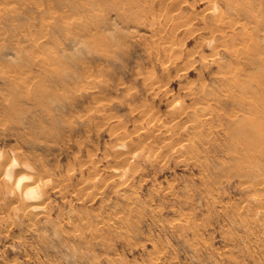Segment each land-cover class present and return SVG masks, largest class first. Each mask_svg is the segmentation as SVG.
I'll use <instances>...</instances> for the list:
<instances>
[{"label":"rangeland","instance_id":"rangeland-1","mask_svg":"<svg viewBox=\"0 0 264 264\" xmlns=\"http://www.w3.org/2000/svg\"><path fill=\"white\" fill-rule=\"evenodd\" d=\"M166 1L0 0V161L51 179L35 221L0 188V264H264V153L224 117L264 75L220 82L264 1Z\"/></svg>","mask_w":264,"mask_h":264},{"label":"bare ground","instance_id":"bare-ground-1","mask_svg":"<svg viewBox=\"0 0 264 264\" xmlns=\"http://www.w3.org/2000/svg\"><path fill=\"white\" fill-rule=\"evenodd\" d=\"M162 1V0H161ZM166 1V0H164ZM172 1V0H171ZM170 1V2H171ZM225 3L229 6V7H233V6H236L235 5V0H224ZM262 1V0H261ZM264 1V0H263ZM184 2V1H183ZM161 3V2H160ZM165 3V2H164ZM166 3H169L168 1H166ZM172 5H174L173 2H171ZM211 3V2H209ZM208 3V7L209 8V11L213 9V6L212 4H209ZM164 5V4H163ZM216 5V4H215ZM238 5V4H237ZM164 7V6H163ZM167 7V5H166ZM254 9L259 13V15L256 16V27H255V32L257 34V36H260L258 35V31L260 30L259 28V24L262 26L263 25V28L264 29V3L262 2L261 3H256L253 5ZM252 7V8H253ZM166 9V8H165ZM207 10V9H206ZM193 13V12H192ZM212 13V12H210ZM219 13V12H218ZM262 14V15H261ZM167 15V14H166ZM165 15V16H166ZM193 15V14H192ZM219 15V14H218ZM167 17V16H166ZM173 17V16H172ZM194 17V15L192 16ZM220 17V16H219ZM170 18V17H169ZM225 18V17H224ZM245 18V17H244ZM248 18V17H247ZM241 19V18H240ZM179 20V19H178ZM214 20H217V19H214ZM225 20V19H224ZM227 20V19H226ZM231 20V19H230ZM233 20V19H232ZM253 20V18H252ZM175 21V24L176 25H179L177 24V20H174ZM173 21V23H174ZM223 21V20H221ZM235 21V20H234ZM237 21V20H236ZM243 21V20H242ZM244 21H247V20H244ZM250 21V20H249ZM181 22V21H179ZM221 23V22H220ZM229 24V22H227ZM239 23V22H238ZM185 24V23H184ZM219 24V23H218ZM217 25H214V26H218ZM224 23H222L223 25ZM236 24V23H235ZM243 24V22L241 23ZM45 25V24H44ZM234 26V24H231L230 26ZM239 25V24H238ZM173 27L174 24L172 25ZM220 26V25H219ZM245 26V25H244ZM166 27V26H165ZM171 27V26H170ZM178 27V26H176ZM236 27V26H235ZM168 28V27H167ZM166 28V29H167ZM190 29V27H188ZM243 28V26H242ZM170 29V28H169ZM192 29V28H191ZM213 29V28H212ZM177 30V29H176ZM188 30V29H187ZM216 30V28H215ZM243 30V29H242ZM241 30V31H242ZM224 31V30H223ZM233 31V30H232ZM236 31V30H235ZM163 32V30H162ZM161 32V33H162ZM174 32V31H173ZM239 32V31H238ZM251 32V31H250ZM169 33H170V30H169ZM172 33V32H171ZM170 33V34H171ZM213 33V32H212ZM223 33V32H221ZM245 33V32H243ZM252 33V32H251ZM175 34V33H174ZM153 35V34H152ZM215 35V34H214ZM243 35V34H242ZM248 35V34H247ZM244 34L243 37H241L242 41L244 42L245 41V46L246 48L244 47L243 50L242 47L241 49H231L229 51L230 55L232 56V58L236 57L237 59H231L228 67H226V72L224 75L221 76V80L220 82H222V86L223 88L224 87H240V83H238V76L240 75V73L244 74V72L246 73L244 67L242 68V64L239 65V59H238V55L242 57H244L245 59L246 58H249L248 60H250V64L254 67V71L253 72H256V73H263L264 75V57H263V52L260 51V48H259V44L255 41H252V43H249V39L250 37L248 38V36ZM168 35H165V37L167 38ZM172 36V35H171ZM220 37L222 35H219ZM228 36V35H227ZM239 36V35H238ZM164 37V38H165ZM211 37V36H210ZM219 37V38H220ZM223 37V36H222ZM252 37V36H251ZM157 38V37H155ZM169 38V36H168ZM248 38V39H247ZM263 38V36H262ZM213 39V38H212ZM222 39V38H221ZM220 39V40H221ZM232 39V38H231ZM247 39V40H246ZM258 38H256L257 40ZM170 40V39H169ZM210 40V39H209ZM227 40V39H226ZM229 40V39H228ZM262 40V39H261ZM171 41V40H170ZM246 41H248L247 44L249 45H255L257 47V51H256V48L253 49L251 48L249 45L246 44ZM259 41V39H258ZM37 42V41H36ZM163 42H165L163 40ZM260 42V41H259ZM239 43H242V42H239ZM263 43V42H262ZM165 44V43H164ZM238 44V42H237ZM167 45V43H166ZM173 45V44H172ZM180 44H178L179 46ZM228 45V44H227ZM230 45V44H229ZM236 45V44H235ZM177 48L179 49L178 51H180V46ZM211 46V45H210ZM176 46L172 47L170 45H167V46H160V51L164 52L165 54H167L168 56L176 53L174 51H176L175 49ZM218 48V47H217ZM230 47L226 46V49H228ZM159 50V48H157ZM223 49V48H222ZM264 49V48H263ZM189 49H186V51H188ZM216 50V48H214V51ZM220 50V48H219ZM228 51V50H227ZM256 51V52H255ZM218 52V51H217ZM189 53V52H188ZM212 53V52H211ZM216 53V52H215ZM228 53V52H227ZM164 54V55H165ZM166 55V56H167ZM165 56V57H166ZM219 57V56H217ZM169 58V57H168ZM164 59V58H163ZM162 59V60H163ZM175 60V59H174ZM188 60V59H187ZM218 61V60H217ZM247 61V60H246ZM187 62V61H186ZM205 62V61H204ZM213 62H216V59L215 61ZM217 63V62H216ZM219 63V62H218ZM247 63V62H246ZM165 64V62H164ZM180 66V65H179ZM177 67V66H176ZM182 67V65H181ZM186 67V66H185ZM218 68H221L220 66ZM224 68V67H222ZM185 69V68H184ZM218 70V69H217ZM181 71V70H180ZM219 72V71H218ZM216 74V73H215ZM249 74V73H247ZM252 74V73H251ZM249 76V75H248ZM252 76V75H250ZM250 76H249V79H250ZM245 78V76H243ZM248 78V77H247ZM242 79V78H241ZM259 81L257 84L259 85V89L252 93V92H246L245 90V93H249L248 95V98L246 99L245 97H240L242 98L241 100L235 98L234 96L232 95H228V97H225V100L228 101L229 103H232V107L228 109V111H225L224 113V117H225V120H226V127H225V131L227 133V140L229 141H234L237 140L236 142L238 143H242V145L244 146L243 148L240 147L241 149V153H245V155L247 157H256V156H260L261 153H264V130L263 132H261L259 129H257L262 123L264 125V112L263 113V117L261 116L260 112H256V113H250L253 109H255V106L258 102H262L264 103V78L262 79V77H259ZM156 80V79H155ZM32 81V80H31ZM228 82H230L231 84H229ZM26 83V82H25ZM251 84V83H250ZM29 85V84H28ZM159 85V84H158ZM165 85V84H164ZM163 85V86H164ZM247 86V85H246ZM158 87V86H157ZM253 89H254V86H252ZM146 88V87H145ZM243 88V87H242ZM165 89V88H164ZM3 90V89H2ZM249 90V89H248ZM153 91V90H152ZM222 92V89L220 90ZM224 91V90H223ZM227 91V90H226ZM243 91V92H244ZM216 92V91H215ZM21 93V92H20ZM223 93V92H222ZM221 93V94H222ZM241 93V92H240ZM243 93V94H245ZM259 93V94H258ZM37 94V93H36ZM239 96V95H238ZM202 98H204L202 96ZM207 100V99H206ZM193 101V100H192ZM204 102V101H203ZM172 104V103H171ZM178 105V104H176ZM197 108V107H196ZM183 109V108H182ZM144 110V109H143ZM198 110V109H197ZM257 111V110H256ZM262 111V110H261ZM181 112V111H180ZM199 113L197 114V116L193 117V118H189L188 122H189V125H191L190 123H193V125H198V124H201V123H205V122H208V117H207V107H200L199 108ZM223 112V111H222ZM185 113V112H183ZM141 114V113H140ZM143 114V113H142ZM152 114V113H151ZM180 114V113H179ZM249 114H251L249 116ZM209 115V114H208ZM152 116V115H151ZM188 116V114H187ZM249 116V117H248ZM249 118V120H248ZM261 118L263 119V121L261 122ZM191 121V122H190ZM174 123V122H173ZM184 123H187V122H184ZM148 124L146 123V126ZM183 127V126H182ZM185 127V126H184ZM133 128V127H132ZM148 128V127H147ZM145 127V129H147ZM147 132V131H146ZM148 133V132H147ZM124 134V133H123ZM145 134V133H144ZM121 136H123L122 134H120ZM127 135V134H126ZM115 136V135H114ZM124 137V136H123ZM141 138V137H140ZM141 140V139H140ZM139 140V141H140ZM145 140V139H144ZM123 142V141H122ZM188 143V142H187ZM133 146V145H132ZM137 147V146H136ZM133 150V148H131ZM129 148V150H131ZM138 149V148H136ZM177 150V149H176ZM229 150H231L232 152L234 151V142L232 143V147L230 148L229 147ZM239 150V152H240ZM127 151V149H126ZM134 151V150H133ZM236 151H238L236 149ZM138 152V151H137ZM131 154V152H130ZM129 154V155H130ZM2 156V155H1ZM5 157H7L5 155ZM130 157V156H129ZM128 158V157H127ZM2 161H0V188L1 189H4L6 188L8 190V192L12 195V199L11 200H14L15 203H18L16 204V206L18 207V209L21 211V213H23V215H25L29 221H33L35 218H37L38 216L42 215L45 213L44 209H45V206H41L40 204V201L43 200V197L46 196L45 194V188H43V186L45 187V185L49 182V179H41V178H38L36 177L35 175L33 176V174H31V170L26 163L24 162H20V164L17 166V161L14 160V159H9L7 158L6 160L5 159H1ZM127 161V160H126ZM2 162V163H1ZM125 162V161H124ZM128 162V161H127ZM126 162V163H127ZM31 165V164H30ZM133 165V164H132ZM125 166V165H123ZM128 167V166H127ZM126 167V168H127ZM132 167V166H131ZM119 168V167H118ZM121 170V169H120ZM119 172H121L120 175H122V170ZM32 171H36V170H32ZM116 171V170H115ZM118 171V170H117ZM46 172V171H45ZM91 172V171H90ZM124 172V170H123ZM35 174V173H34ZM37 174V173H36ZM49 174V173H48ZM46 172V174L44 173L43 176L45 178H47V176H49ZM118 174V173H117ZM42 175H40L41 177ZM60 177V176H59ZM95 177V176H94ZM122 177V176H120ZM125 177V175H124ZM51 180V179H50ZM53 181V179H52ZM50 181V182H52ZM54 182V181H53ZM52 182V183H53ZM119 182V181H118ZM81 184V183H80ZM55 185V184H54ZM54 185L51 186L54 187ZM68 185V184H66ZM84 186V185H83ZM61 187V186H60ZM50 188V189H51ZM55 188V187H54ZM53 189V188H52ZM73 192V191H72ZM91 193V192H90ZM62 194V193H61ZM92 194V193H91ZM81 195V194H80ZM47 198V197H46ZM49 198V197H48ZM10 200V199H9ZM10 200V201H11ZM45 200V199H44ZM14 203V204H15ZM40 203V204H39ZM9 204V203H8ZM44 205V204H43ZM44 207V208H43ZM15 208V207H14ZM46 214V213H45ZM48 214V213H47ZM61 215V214H60ZM59 215V216H60ZM10 216V215H9ZM81 216V215H80ZM58 217V216H57ZM70 219V218H69ZM9 221V220H8ZM35 221V220H34ZM55 230V229H54Z\"/></svg>","mask_w":264,"mask_h":264}]
</instances>
